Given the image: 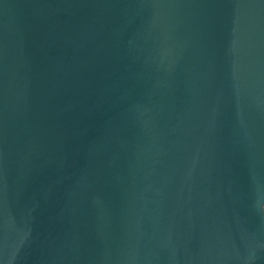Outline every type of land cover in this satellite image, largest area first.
I'll return each instance as SVG.
<instances>
[{"label":"water","instance_id":"1","mask_svg":"<svg viewBox=\"0 0 264 264\" xmlns=\"http://www.w3.org/2000/svg\"><path fill=\"white\" fill-rule=\"evenodd\" d=\"M0 264H264V0H0Z\"/></svg>","mask_w":264,"mask_h":264}]
</instances>
